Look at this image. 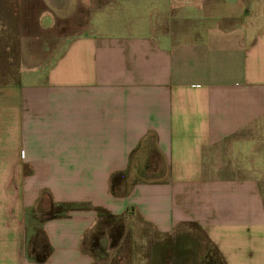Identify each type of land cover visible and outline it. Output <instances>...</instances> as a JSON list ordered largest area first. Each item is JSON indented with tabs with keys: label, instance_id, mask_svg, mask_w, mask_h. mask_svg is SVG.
<instances>
[{
	"label": "crops",
	"instance_id": "obj_1",
	"mask_svg": "<svg viewBox=\"0 0 264 264\" xmlns=\"http://www.w3.org/2000/svg\"><path fill=\"white\" fill-rule=\"evenodd\" d=\"M150 1L50 0L35 59L0 82V264H97L104 217L195 223L225 264H264V0H235L239 27L222 0ZM44 197L73 207L36 226Z\"/></svg>",
	"mask_w": 264,
	"mask_h": 264
},
{
	"label": "rangeland",
	"instance_id": "obj_2",
	"mask_svg": "<svg viewBox=\"0 0 264 264\" xmlns=\"http://www.w3.org/2000/svg\"><path fill=\"white\" fill-rule=\"evenodd\" d=\"M189 1L181 0L185 3L183 6L177 8L172 6L169 10L188 11L191 15L203 12H198L193 6H189ZM215 1L221 3V0H209V2ZM133 2L140 6L152 3L150 0H133ZM222 2L224 4L217 3V8L219 6L222 10L224 8L232 18L228 22L231 25L229 27H239L248 23L238 15L239 7L235 0H222ZM55 7L58 6L51 4L50 0H0V58L3 59L6 78L0 82L14 81L12 76L15 75L17 68L23 66L21 62L23 57L27 65L35 59L36 49L40 48L45 32L43 25L53 21L51 16L41 19V14L48 9L58 17ZM92 9H94L92 6L80 7L81 12ZM84 18L81 15L78 23H81V20L86 22ZM155 18L154 14L151 17L146 16V22L151 19L153 24ZM219 19L220 16L215 14L209 24L224 28V25L219 23ZM58 24L57 21L56 28L59 27ZM58 35L59 31H55L53 36ZM42 207V210L39 208L42 214L36 218V226L46 212L52 213L58 209L50 204L47 197H44ZM95 232L96 237L91 246L97 249L96 260L99 261L97 264H225L215 246L195 223L182 225L171 234L161 237L155 235L152 228L138 218L104 217L96 226ZM29 247L31 254H33L32 250L37 254L44 252V237L39 229Z\"/></svg>",
	"mask_w": 264,
	"mask_h": 264
},
{
	"label": "trees",
	"instance_id": "obj_3",
	"mask_svg": "<svg viewBox=\"0 0 264 264\" xmlns=\"http://www.w3.org/2000/svg\"><path fill=\"white\" fill-rule=\"evenodd\" d=\"M58 209L52 213H45V216L40 220V221H43L45 219H50V218H54V217H58V216H61L62 214L65 213L66 210L68 209H71L73 206H56ZM42 233V232H41ZM33 252V257L36 261L38 262H42L46 259L49 251H50V247L49 245L47 244L45 238H44V252L43 253H35L34 250H32ZM223 260V259H222Z\"/></svg>",
	"mask_w": 264,
	"mask_h": 264
}]
</instances>
